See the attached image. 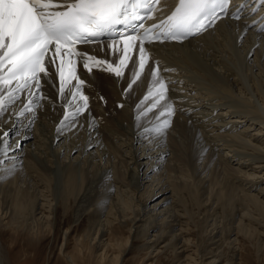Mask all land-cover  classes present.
Masks as SVG:
<instances>
[{"label": "bare ground", "instance_id": "obj_1", "mask_svg": "<svg viewBox=\"0 0 264 264\" xmlns=\"http://www.w3.org/2000/svg\"><path fill=\"white\" fill-rule=\"evenodd\" d=\"M150 47L158 61L173 70L169 73L170 93L154 111H147L151 101L141 100L147 77L127 90L124 101L118 90L125 88L128 79L103 74L89 76L94 91L86 80L88 110L69 126L57 124L61 109L55 104L52 81L42 80L44 98L32 112L20 116L16 103L7 108L0 117V135L9 133L7 142L12 148L6 155H0V231L9 227L5 220L8 218L7 234L35 238L34 242L39 243L46 234L44 224L49 216L44 214V204L38 202L40 196L51 193L50 201L54 204L46 200L47 208L59 202L65 206L70 197L67 194H72L75 201L80 196L84 189L81 179L85 186L87 180H95L98 187L94 192L107 198L104 204L109 205L112 197L111 219L130 221L131 236L124 242L126 247L140 239L142 247L152 256L158 244L164 243L165 248L170 245L173 264H189L194 260L196 264H239L232 259L239 250L238 236L243 234L253 238L257 250L263 254L264 33H252L241 21L220 20L201 37ZM96 91L103 96L104 106L94 96ZM170 97L177 100V109L170 116H160L163 105L171 103ZM119 103L122 106L117 108ZM165 119L170 121L167 129L161 133L152 131L162 126ZM218 168L230 181L219 194L211 193L214 186L205 179L206 172ZM38 171L48 177V182L52 181L44 194L37 192L38 186L36 192L31 191V185L24 180L41 179L42 173ZM17 178L20 184H27L25 190L21 186L25 194H17L19 199L26 200L25 204H36L32 219L20 221L21 214H17L21 203L10 189L12 180ZM6 179L8 183H4ZM88 186L93 188L92 181ZM223 193L226 201L217 216L215 199ZM176 203L182 205L177 207ZM126 211L132 214L131 218L125 217ZM77 213L74 219L79 221L83 208ZM235 213L240 214L238 218ZM194 215L203 219L208 230L190 256L186 252L191 240L184 235L187 218ZM110 223L108 219L89 222L91 236L82 238L94 246L100 264H119L121 254L115 249L121 247V237L107 234ZM67 235L66 231L62 233L61 245H66ZM60 254L68 263L76 264L73 255L63 251ZM244 254L241 253V260ZM2 261L0 256V264Z\"/></svg>", "mask_w": 264, "mask_h": 264}, {"label": "snow or ice", "instance_id": "obj_2", "mask_svg": "<svg viewBox=\"0 0 264 264\" xmlns=\"http://www.w3.org/2000/svg\"><path fill=\"white\" fill-rule=\"evenodd\" d=\"M153 3L159 4L160 0H66L63 4L57 0H0V90L7 92V97L0 95V117L7 111V104L19 98L15 93L32 88L39 92L42 80L52 81L55 76L59 81L58 95L65 97L66 109L74 108L60 122L69 126L88 110L89 97L82 91L86 79L81 78L78 64L82 62L83 70L89 74L94 67L107 65L104 70L117 77L123 75L122 69L129 65V61L133 69L138 64L139 71H133L134 79L128 85L131 89L147 63L146 43L182 42L188 36L200 34L209 26L205 21L211 22L216 18L217 9L227 12L230 0H178V5L165 20L145 28L143 23H136L146 18L140 16L137 9H149ZM261 3L264 4V0ZM233 15L240 18L236 13ZM116 25H124L131 30L118 32L113 44L108 45L109 54H119L117 66L114 67L115 61L99 59L75 47L95 42L103 34L113 31ZM117 40L123 42L122 48L114 47ZM133 52L138 54V59H133ZM50 68L54 71H49ZM161 71L168 69L161 70L159 62L149 67L154 91L150 90L145 100L154 98V102L147 111L167 99L168 87L160 76ZM67 84L72 85L68 92ZM69 94L71 98H68ZM77 98L83 103H76ZM31 105L29 100L19 115L23 116L25 111L32 112ZM163 108L160 116H170L174 112L171 103L163 105ZM147 111L143 114L146 115ZM169 126L170 121L165 119L162 126L158 125L152 131L161 133ZM8 135L7 131L0 135V155H6L12 148L7 142ZM16 146L19 147V142Z\"/></svg>", "mask_w": 264, "mask_h": 264}, {"label": "rangeland", "instance_id": "obj_3", "mask_svg": "<svg viewBox=\"0 0 264 264\" xmlns=\"http://www.w3.org/2000/svg\"><path fill=\"white\" fill-rule=\"evenodd\" d=\"M29 132L33 133V130H31ZM31 140H32V138L28 139L27 142L31 141ZM21 147L23 148L24 144H22ZM75 154L76 153H74L73 156H75ZM171 164H172V162H171ZM118 165H119L118 167H120V164H118ZM38 172L40 173V175L42 173V175L40 176L41 179H37L36 178L37 179L36 181H34L33 179L31 181L29 179H24V180H27L26 182L29 183V186L31 185V187H30L31 191L35 190V192H36L37 188L39 187L38 189H40V190H38L37 192H39V194H44L46 192V190L49 191L48 189H46V187L48 185H50L49 182H52V181L49 180V182H48L47 181L48 177H45L43 172H41V171H38ZM206 174H207V177L205 179L208 180V184L213 185L214 188L216 187L215 189L213 188V186L210 187L211 190L213 188L211 193L219 194V193L223 192L224 187L226 189V187L229 185V183H228V182H230V181H228L229 178L225 177L224 174L221 173V170L219 168L217 170L208 171V172H206ZM216 175H217V177H215ZM35 176H37V174H35ZM204 176H205V174L202 177H204ZM44 178H45L46 181L44 180ZM81 180H82L81 183L83 184V185L81 184V186H82L81 189L82 188H84V189H82V191L80 193V196L78 195L76 197L77 201L74 200V196L72 194H71L72 196L67 194V196H70V197L67 198L65 206L61 202H59V205L57 203L56 204L57 206L53 205V206H50L49 208H47L45 206V205L48 204L46 202V200H48V201L51 200L52 201L51 193H45L44 197L40 196L41 200H38V202L40 204H42V203L44 204V210L43 211H44V214L49 215L48 216V222H49L50 225L47 224L48 222L46 224H44L42 222L46 226V230L44 231V232H46V234H45L44 238H42V240L40 239L39 243L36 244L34 242L35 240H37L35 238H30V237H25V238L23 237L22 238L18 234L15 235V236L7 234V229L10 228V223H9L10 221H9L8 218H7L8 220L5 219L7 221V223L9 224L8 225L9 227L1 228L2 231H0V235L2 236V237H0V256H1V259L3 260L2 261L3 264H70V263L67 262V259L60 254V251H63V253L69 254L71 256L73 255L74 256L73 260H74V262L76 264H100L99 260H97L98 255L96 254L94 246L93 245H88L87 241L83 242L82 238L84 236H87V237L91 236V235L90 236L88 235V225L87 224H89V222H98V221L99 222H103V221H105L107 219L110 220V222L112 223V224L110 223L111 226H109V230H108L107 234L108 235H115L117 237H121V247L115 249L117 252H119L121 254L119 256V264H173V262H172L173 253L171 252L172 249H170V247H171L170 245L168 246V248H165L164 245H163L164 243L158 244L157 247H156V253H154L155 255L153 254L154 256L149 255V253H147L145 248L142 247L141 244L143 242L140 239L135 240L131 246L126 247L124 242H126L128 237L131 236V234L129 232V227L131 226L130 221L128 220L125 223V222H120L119 219L112 220L111 217H113V214L109 213V212L112 211V210L111 211L109 210L110 203L112 202V197H110V199L108 201L109 205L104 204V203H107L105 201L107 198L105 196H103V195H99L98 193L94 192V188L98 187L97 186V181H95V180L94 181L93 180H87L86 181L87 182L86 183L87 186H85L84 185L85 182L83 183V179H81ZM8 181H9V179H6V180H4V183H8ZM12 181H13V183L10 184V189H11L12 194L15 197V199L18 200L20 198V196L25 194L24 193L25 191L20 189L21 186H23L22 188L25 190V188H27L26 187L27 184L23 183V182H21V184H20V182H18V178L17 179H13ZM89 181H92L93 188H89V186H88ZM215 181H218V183L215 182ZM18 184H20V186ZM217 184H218V186H217ZM238 184L239 183H235V186L238 185ZM16 185H18L17 187H19L18 189H20V190L17 189ZM217 187H220V189L218 188L219 189L218 190ZM42 190H45V191H42ZM91 190H92V192H91ZM83 191H84V193H83ZM251 193L253 194V192H250V194ZM17 194L18 195L20 194V196H18ZM96 194H97V196H96ZM81 195L83 197H85V199L83 197H81ZM98 195L100 197H98ZM223 196H225V193L221 194L217 199H215V204L214 205H217V208L215 210V212H216L215 214L217 216H220V213H219L220 211L219 210H221V205H224V203L226 201ZM90 197H92V198H90ZM212 197H215V196H212ZM79 198H80L81 201L78 200ZM11 200H13V199L12 198L9 199V201H11ZM97 200H99L100 203ZM21 201H23V203H24V202H26V200H24V199L23 200H21V199L18 200V202L21 203V206H19L21 210L19 209L17 211V214H21L19 216L20 217V221H22L23 219H25L27 217L32 219L33 217H31V215L34 216V213H35V208L34 207L36 206V204L34 206V204L33 205H29V204H25L24 203L25 204V206H24V204ZM51 201H50V203L54 204V202H51ZM87 201H90V203L87 204ZM26 205H28V208H27ZM102 205H103V207L105 206L103 209H102ZM181 205L182 204H177L176 203L177 207H180ZM214 205H213V207H214ZM76 206H78V207H76ZM83 206L85 207V209H84ZM237 206L235 207V209L238 208ZM81 207L83 208V214H82L81 219L79 221H77L74 218H75L76 214L78 215L77 212L81 209ZM47 210H48V212H47ZM74 210H76L77 212L74 211ZM84 210H85V212H84ZM99 210H101V212ZM29 212L31 214H29ZM98 212H100V213H98ZM73 213H75V214H73ZM87 213H88L89 217H91V215H92V217H91L92 220H91V218H87L88 217ZM103 213H104V216L102 215ZM236 213H238V212H236ZM236 213H235V215H237ZM41 214L42 213H40V215ZM107 214H109V215H107ZM125 214H126L125 217L129 216L131 218V216H132V214L129 211H126ZM227 214H229V212H227ZM40 215H38V216H40ZM100 215H101V217H100ZM105 215H107V216H105ZM239 215L240 214H238L236 217L238 218ZM200 218H201L200 216L198 218V215H194L191 219L187 218V225H185V228H186L185 230H186L187 234L184 235V237L188 238V236H189V238L191 240V242H190L191 247L189 248L190 250L188 252H186V254L189 253L188 255H190V256H192V253L193 254L195 253V250H194L195 247L197 248L198 245L202 242L204 234L208 230L205 222L203 221V219L200 220ZM203 218H206V217H203ZM210 219H212V218H210ZM38 223L41 224V222H38ZM55 223H57V224H55ZM54 227L57 228V229L55 230ZM64 231L69 233V235H67L68 241H67L66 245L65 244L61 245L60 241H61L62 233ZM50 232H52V233H50ZM19 236H20V239H19ZM243 236H244L243 234H241V236H238V238L240 240V244H239V247H238L239 250H238L237 254L235 255V257H233L232 260H234L236 263H239V264H264V255H263L264 252L262 254L261 250L260 251L257 250V246L258 245L255 242V240L253 241V238L252 239L251 238L248 239L247 236H244V237ZM13 237H14V242L15 243L13 242ZM27 239L29 240V242H28ZM167 241L169 242L168 239H167ZM263 241H264V239H263ZM89 246H90V248H89ZM263 249H264V246H263ZM116 251H113V253H115ZM241 251L245 252V254L243 255L244 256L243 257L244 260H241V253H242ZM89 255H90V258H89ZM86 256H88V257H86ZM93 257H94L95 260L93 259ZM193 262L196 264L195 260ZM190 263L194 264L192 262H189V264ZM106 264H109V262H106Z\"/></svg>", "mask_w": 264, "mask_h": 264}]
</instances>
